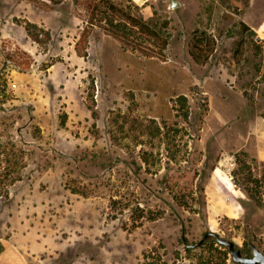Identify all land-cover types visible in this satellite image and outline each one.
Wrapping results in <instances>:
<instances>
[{"label":"rangeland","instance_id":"rangeland-1","mask_svg":"<svg viewBox=\"0 0 264 264\" xmlns=\"http://www.w3.org/2000/svg\"><path fill=\"white\" fill-rule=\"evenodd\" d=\"M41 1L0 0V236L30 264H196L208 230L264 251V0H110L163 51L106 2Z\"/></svg>","mask_w":264,"mask_h":264},{"label":"trees","instance_id":"trees-1","mask_svg":"<svg viewBox=\"0 0 264 264\" xmlns=\"http://www.w3.org/2000/svg\"><path fill=\"white\" fill-rule=\"evenodd\" d=\"M89 1H95V2H106L108 5V8H110L114 12L121 13L122 16L133 26L138 27L141 29L144 33L156 38V40H159L161 42V51H163L166 46L168 45V39L162 37L156 30L151 28L148 24V22L144 21L143 18H137L133 16L129 11H125L123 8L117 6L110 0H89ZM36 5L52 8L51 5L45 4V2H42L41 0H31ZM56 3H59L58 1ZM239 7L236 6V10H238ZM240 27L243 31H251V27L247 25L244 21L239 22ZM88 32H83L80 41L87 43V37ZM244 38H241L237 43L236 52H240L243 45H244ZM260 46L259 44H257ZM84 48V47H83ZM216 48V40L214 36L209 33L207 30H201L199 28L194 30L193 38L190 44V54L193 57V59L199 63V64H205L209 61L211 55L215 51ZM83 55V54H81ZM18 66H22L20 62H16ZM188 113H186L187 115ZM142 160L145 162V164L148 163L149 159L147 156H143ZM244 161V160H243ZM244 163V162H243ZM243 168V189L246 191L248 195H251V190L249 188V183L251 181H255L256 183H259V179L254 178L253 174L251 173V170L248 169L247 165ZM140 213L137 215L138 218H144L147 217L149 219H156L158 216L155 214L150 213L149 216L145 215V211L142 208H139ZM187 239V238H186ZM188 241V240H187ZM182 242L184 243L183 239ZM208 246V249H205L207 252H202L198 256H196V264H228V259L230 257L229 250L225 248L224 246H221L217 244V242L214 239L207 240L202 246ZM200 246V247H202ZM194 248H190L188 246H185V250L190 255ZM243 252H247V255H251V247L250 242H245V248L242 250ZM151 264H159L158 262H153ZM233 264H237L233 261Z\"/></svg>","mask_w":264,"mask_h":264},{"label":"water","instance_id":"water-1","mask_svg":"<svg viewBox=\"0 0 264 264\" xmlns=\"http://www.w3.org/2000/svg\"><path fill=\"white\" fill-rule=\"evenodd\" d=\"M176 1L173 0L171 6H175ZM182 239L185 246L190 248H198L202 246L207 240L214 239L217 244L224 246L229 250V254L234 262L237 264H264V251L260 249L254 242H250L251 255H246L243 253L242 249L237 246L235 241L226 238L216 231L208 230L206 231L202 238L194 243H189L186 239L185 232L182 234Z\"/></svg>","mask_w":264,"mask_h":264},{"label":"crops","instance_id":"crops-1","mask_svg":"<svg viewBox=\"0 0 264 264\" xmlns=\"http://www.w3.org/2000/svg\"><path fill=\"white\" fill-rule=\"evenodd\" d=\"M256 147L254 153L264 163V115H261L254 128ZM0 264H30L27 255L12 240L0 236Z\"/></svg>","mask_w":264,"mask_h":264}]
</instances>
